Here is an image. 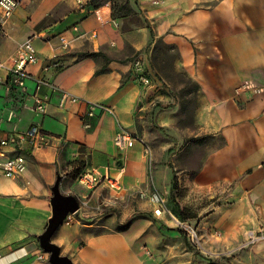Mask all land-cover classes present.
I'll list each match as a JSON object with an SVG mask.
<instances>
[{
    "label": "crops",
    "instance_id": "obj_1",
    "mask_svg": "<svg viewBox=\"0 0 264 264\" xmlns=\"http://www.w3.org/2000/svg\"><path fill=\"white\" fill-rule=\"evenodd\" d=\"M16 1L13 15L0 20V62L12 68L20 46L29 39L39 62L28 67L32 78L25 90L12 85L9 70L0 72V131L15 135L38 125L51 144L38 149L24 145L26 173L17 179L0 176V250L8 255L6 263L49 264L38 238L52 216V188L60 178L61 193L78 199L80 214L76 224L58 230L53 242L74 264H167L156 245L160 232L150 221L141 228L135 222L128 231L115 227L117 213L120 224L136 213L153 215L151 202L139 196L151 190L146 146L137 133L139 122L156 107L171 103L156 83L158 76L148 71L147 58L157 53L159 41L177 51L183 72L203 94L206 110L200 121L224 141L208 153L194 186L233 187L229 201L236 205L214 216L231 241H241L250 228L264 234V0H129L142 13L136 27L133 18L124 17L102 26L94 0ZM60 37L70 48L62 47ZM130 48L132 62L116 61ZM137 57L146 60L139 73ZM104 68L107 72L97 74ZM134 74L150 78V85L134 80ZM38 79L80 103L61 107L58 93L48 87L37 91ZM36 96L46 98L44 114L34 112ZM89 103L110 107L114 116L97 112L89 118ZM120 129L137 138L124 151L115 145ZM142 134L146 137L145 131ZM3 152L0 163L20 151L11 147ZM169 164L155 171L162 192L172 185ZM94 172L116 179L120 188L104 182L88 190L79 179ZM87 219H96V224L82 223ZM159 220L172 224L167 216ZM92 227L103 231L87 236ZM252 252L264 257V239ZM218 264L228 263L221 259Z\"/></svg>",
    "mask_w": 264,
    "mask_h": 264
},
{
    "label": "rangeland",
    "instance_id": "obj_2",
    "mask_svg": "<svg viewBox=\"0 0 264 264\" xmlns=\"http://www.w3.org/2000/svg\"><path fill=\"white\" fill-rule=\"evenodd\" d=\"M141 16L142 13L136 11L129 17L133 18L134 27L142 22ZM155 49L157 53L147 58L148 71L158 76L159 81L156 80V83L162 88L164 95L170 98L171 103L156 107L145 118L144 123L139 122L137 135L146 146L151 192L160 193L168 208L172 186L169 184L165 192H162L156 184L155 171L157 167L170 163L179 182L181 210L188 217L183 222L196 231L197 238H192L175 225L159 220L154 214L148 216L136 213L120 224L122 219L120 213H117L115 227L128 231L135 222L139 221L141 228L150 221L151 226H156L160 232L156 236V245L158 249H163L161 251L164 259L168 260L167 264H194L196 261L200 264H206V261L208 264L210 261L211 264H218L221 259L228 264H264V257L252 252L254 244L264 239L262 232L254 233L250 228L241 241L233 242L226 229L216 224L215 214L221 212L222 208L229 210L236 205L229 201L233 187L216 186L208 189L194 186V177L201 169L204 159L208 153L223 145L224 141L217 132L208 129L210 124L200 121V114L203 112L204 115L206 110L202 106L203 94L196 83L183 72L177 51L163 46L160 41ZM136 59L142 65L146 61L140 57ZM143 131L146 137L142 134ZM82 223L96 224V219H87ZM64 228L66 227L63 225L62 229ZM102 231L101 227H92L87 236Z\"/></svg>",
    "mask_w": 264,
    "mask_h": 264
},
{
    "label": "built area",
    "instance_id": "obj_3",
    "mask_svg": "<svg viewBox=\"0 0 264 264\" xmlns=\"http://www.w3.org/2000/svg\"><path fill=\"white\" fill-rule=\"evenodd\" d=\"M19 3L16 0H0V20L1 22L7 21L18 8ZM95 14L99 18V22L102 26L110 25L114 23V15L112 8L109 4H105L98 9H96ZM60 43L64 49L70 48V42L65 37H60ZM39 62V57L35 46L33 44V39H29L24 42L18 52L12 68H8L4 63L0 62V72L3 70H9L12 74L11 83L15 88L25 90V83L28 79H31V75L27 72L29 66L36 65ZM137 70L135 73L141 72L140 63L136 66ZM134 80L140 82L143 85H150V80L140 74H134ZM2 77H0V82ZM38 86L37 91L42 87H48L54 92L59 94L60 106L64 107L67 104H77L80 103V99L76 96L70 94L69 92L62 90L51 83L38 79L36 80ZM47 103L46 98L41 99L38 96L35 97V107L34 112L38 114H44L46 112ZM97 112H102V114H108L114 116L113 110L105 105L101 104H87V115L89 118H95ZM86 128H90V124L84 125ZM137 139L136 135L132 132L120 129L115 137V145L119 151L127 150L130 147L131 143ZM50 139L46 136L44 131L40 126L35 125L29 128L24 133H19L15 135L3 134L0 131V157L4 158V149L6 148H16L19 150V154L13 157H10L0 163V176L8 179H17L20 176L24 175L27 171V161L23 155V146L27 145L30 148L38 149L42 147L50 146ZM80 184H82L88 190H93L107 182L112 189H119L120 185L116 179H112L109 176H104L98 172L94 173H85L81 175L79 179ZM153 205V214L157 218H162L167 216L168 220L175 225V227L185 230L192 238H197V233L194 229L190 228L185 222L181 221L175 217L171 211L166 206V200L158 192H151L148 196L145 194L141 195V198H146ZM80 211L76 214H71L64 221V225L71 226L78 222V215ZM8 255L0 250V264H8L5 261L7 260Z\"/></svg>",
    "mask_w": 264,
    "mask_h": 264
},
{
    "label": "water",
    "instance_id": "obj_4",
    "mask_svg": "<svg viewBox=\"0 0 264 264\" xmlns=\"http://www.w3.org/2000/svg\"><path fill=\"white\" fill-rule=\"evenodd\" d=\"M142 104L139 103V107ZM119 161V165H122ZM52 198L50 200L52 216L48 221L45 232L39 236V243L42 250L49 254L50 264H74L69 256L62 254L61 248L53 242V238L58 230L64 225V221L71 214L80 211V202L75 196L63 195L60 190V178L57 179L52 188Z\"/></svg>",
    "mask_w": 264,
    "mask_h": 264
},
{
    "label": "trees",
    "instance_id": "obj_5",
    "mask_svg": "<svg viewBox=\"0 0 264 264\" xmlns=\"http://www.w3.org/2000/svg\"><path fill=\"white\" fill-rule=\"evenodd\" d=\"M94 2L99 3L97 5L98 7L96 9H98L102 5L109 4L112 8L114 19H115V17H124V18L128 19L129 17H132L133 13H136V11H137L130 5L129 0H94ZM152 36L154 38L153 31H152ZM133 54H134V51L132 48H130L128 54L123 59H118L116 61H118L122 64L132 62L135 58V56ZM89 56L94 57L95 59H104L108 63L115 61V60L108 58L107 56H105L103 54H89ZM105 72H107L106 68L99 70L97 72V74H101V73H105ZM197 88H199L198 85H197ZM171 186L172 187L170 190V196H169V200H168V209L171 211V213L175 217H177L181 221H186L188 219V217L185 215L184 211L181 210V206L179 203V195H178V193H179V182H178V178L174 172H173V179H172V185ZM94 235H96V234H94Z\"/></svg>",
    "mask_w": 264,
    "mask_h": 264
}]
</instances>
